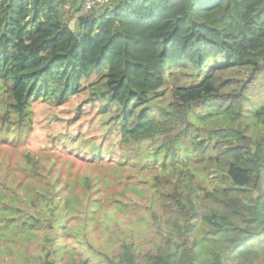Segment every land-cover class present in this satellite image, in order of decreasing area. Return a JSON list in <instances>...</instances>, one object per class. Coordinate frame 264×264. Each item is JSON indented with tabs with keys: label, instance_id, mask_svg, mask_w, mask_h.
Instances as JSON below:
<instances>
[{
	"label": "trees",
	"instance_id": "obj_1",
	"mask_svg": "<svg viewBox=\"0 0 264 264\" xmlns=\"http://www.w3.org/2000/svg\"><path fill=\"white\" fill-rule=\"evenodd\" d=\"M85 1L0 0V90L7 113L22 120L34 101L61 105L91 78H105L108 103L122 114L112 161L138 164L137 172L161 167L151 186L181 241L142 263L126 245L120 261L106 255L99 264H205L206 251L207 264H254L264 255V122L245 123L244 104L264 73V0H106L88 11ZM219 58L224 67L249 68L248 77L222 91L208 74L176 87L170 107L151 112L167 74L202 72ZM253 117L264 120V105ZM42 181L7 185L9 205L32 221L29 229L63 227L79 214L91 219L103 200L125 211L112 194L93 196L92 177L74 196L63 195L59 178ZM172 183L173 192L163 190ZM201 226L193 254L181 250Z\"/></svg>",
	"mask_w": 264,
	"mask_h": 264
},
{
	"label": "rangeland",
	"instance_id": "obj_2",
	"mask_svg": "<svg viewBox=\"0 0 264 264\" xmlns=\"http://www.w3.org/2000/svg\"><path fill=\"white\" fill-rule=\"evenodd\" d=\"M76 25L73 19L71 26ZM224 65L225 60L219 58L202 72L191 67L174 70L147 106L153 114L168 109L176 87L195 85L208 74L222 91L235 89L249 75V68ZM89 83L61 105L34 101L22 120L7 113L8 93L6 88L0 90V108L4 106L0 111V264H99L106 255L118 262L126 245L142 263L146 255L169 252L175 248L174 242L181 241L168 228V219L174 214L151 186L161 167L150 165L137 172L138 164L129 162V167L127 162L118 165L112 161L120 153V107L108 103L105 78H91ZM249 95L244 122L253 118L262 124L264 120L255 119L253 113L264 105V73ZM47 177L59 178L67 196L83 193L84 179L92 177L93 196L112 194L124 201L125 211L103 200L91 219L79 214L63 227L29 229L32 221L16 215L17 209L9 205L8 186L39 185ZM163 190L173 192L175 187L173 183L163 185ZM204 235L202 226L200 231H192L181 250L188 248L193 254V242ZM201 258L207 264L210 253L203 252ZM259 259L253 263L264 264V255Z\"/></svg>",
	"mask_w": 264,
	"mask_h": 264
},
{
	"label": "built area",
	"instance_id": "obj_3",
	"mask_svg": "<svg viewBox=\"0 0 264 264\" xmlns=\"http://www.w3.org/2000/svg\"><path fill=\"white\" fill-rule=\"evenodd\" d=\"M105 1L106 0H86L84 4V9L88 11L98 6V4H103Z\"/></svg>",
	"mask_w": 264,
	"mask_h": 264
}]
</instances>
